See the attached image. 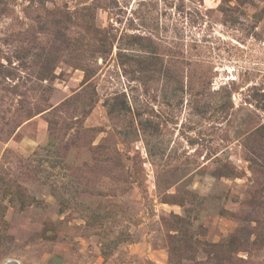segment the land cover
Instances as JSON below:
<instances>
[{
  "label": "rangeland",
  "instance_id": "1",
  "mask_svg": "<svg viewBox=\"0 0 264 264\" xmlns=\"http://www.w3.org/2000/svg\"><path fill=\"white\" fill-rule=\"evenodd\" d=\"M0 264H264V0H0Z\"/></svg>",
  "mask_w": 264,
  "mask_h": 264
}]
</instances>
